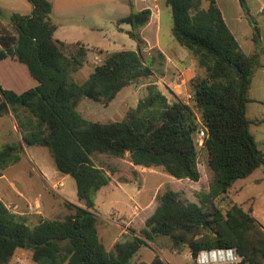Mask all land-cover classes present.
Wrapping results in <instances>:
<instances>
[{
  "label": "trees",
  "instance_id": "trees-1",
  "mask_svg": "<svg viewBox=\"0 0 264 264\" xmlns=\"http://www.w3.org/2000/svg\"><path fill=\"white\" fill-rule=\"evenodd\" d=\"M28 1L31 14L10 13L0 6V18L12 27V31L0 29V64L6 60L23 64L36 82L21 93L0 83V117L12 113L22 135V141L0 148V177L22 160L24 145L45 148L56 171L75 180L81 205L66 200L64 217L30 224L0 200V264H10L18 250L30 251L37 264H169L159 255L150 263H133L139 251L151 244L177 252L187 247L195 264L203 252L226 249L243 257L234 264H264V225L238 203L230 201L226 209L218 204V199L229 198L237 180L264 167V151L247 116L259 54L243 51L216 0H208L206 8L203 0H166L172 34L197 63L196 76L189 82L191 102L172 92L170 101L157 84L150 83L147 96L136 107L123 119L107 123L86 120L78 104L89 98L109 105L124 88L154 76L141 35L151 10L132 11L118 21L120 30L121 24L130 25L126 32L136 42V50L106 54L89 78L78 84L72 74L87 62L89 49L81 42L55 39L50 0ZM240 3L258 43L260 27L246 0ZM69 46L73 49L66 53ZM158 57L163 55L158 52ZM202 127L207 131L203 149L212 173L209 190L196 193L198 202H193L172 187L163 188L145 226L131 229L108 251L98 234L95 197L111 178L92 156L124 158L129 153L134 165L162 168L175 179L199 182L197 135Z\"/></svg>",
  "mask_w": 264,
  "mask_h": 264
},
{
  "label": "rangeland",
  "instance_id": "rangeland-1",
  "mask_svg": "<svg viewBox=\"0 0 264 264\" xmlns=\"http://www.w3.org/2000/svg\"><path fill=\"white\" fill-rule=\"evenodd\" d=\"M50 1L53 4L52 18L59 25V29L55 34L56 38L67 44L81 42L89 49L87 62L79 71L72 74V79L78 84L84 83L94 71V66L97 65L95 64V58H99L101 61L97 62L101 64L107 53L136 50V42L126 32V30L131 28L130 25L121 24L120 27L123 30H120L118 25L120 19L129 16L132 11H136L133 6V0ZM0 6L10 13L31 14L32 11L28 0H0ZM2 28L12 31L9 20L0 18V29ZM162 36H165V31ZM71 49H73L72 46L64 48L66 53H69ZM102 51L104 52L101 53ZM152 54L158 55L156 51H152ZM149 56L151 55L146 53L145 57L148 64H152L153 61ZM159 79L157 76H152L149 79L133 84V86L124 88L109 105L95 102L89 98H83L79 102L77 109L88 121L107 123L121 120L129 108L136 107L138 102L147 96V85L158 82ZM0 83L4 88L12 89L18 93L26 91L36 84L25 65L11 60L3 61L0 64ZM157 85L164 93L170 96V101H173V95L170 93L168 85L163 83ZM20 141H22V135L13 114L9 113L1 116L0 148L7 143ZM257 144L264 151L263 144L260 142H257ZM92 158L95 164L103 167L109 174H113L117 168L124 170L126 175L129 173L126 171L127 160H129L127 155L124 158H116L105 154H94ZM199 168L201 172L199 182L191 180L180 181L165 173V176L160 178V181L166 183L163 188L172 187L185 200L198 202L196 193L208 191L212 179V173L208 166V154L204 149L199 150ZM7 170L6 174L11 179L17 180L19 190H22L29 200L34 201L33 205L36 203L35 208H37L38 204L43 208L45 207V213L49 219L62 218L68 212L64 206V201L56 197L54 190L38 175L42 171L51 175V172L55 170L53 160L47 149L24 145L22 160L17 164L11 165ZM167 176L171 177L172 181ZM58 179L63 180L65 183L64 187L58 189V192H62L70 201L78 202L75 180L71 177L63 179V176L60 175ZM2 184H5V180H0V197L11 207V210L16 209L14 205L8 202L10 198L4 197L6 195L4 188H1ZM51 184H53L52 186L56 184L54 178H52ZM54 188L57 189L58 187L54 186ZM149 188L150 185L148 186V191ZM138 190L139 187L136 183L126 188L122 187L115 190L116 197L127 203L128 214L132 213L134 206H137L140 212L145 208L147 212H150L157 205V198L154 194L148 198L146 204H142L149 192L146 190L139 195L137 194ZM229 196L234 202L242 204L245 209H249L252 205L255 212L254 215L264 223V167L257 169L247 178L237 180L231 188ZM100 197L98 195L99 199ZM230 198L226 200L220 198L218 199V204L223 209H226L228 202L232 201ZM111 203V200L106 201L105 214L113 211V209H119V207L112 206ZM25 217L28 221L32 219L30 215ZM126 217L128 216L123 213L118 219L119 221H124ZM37 222L35 220L31 221L32 224ZM157 255L171 264H195L189 248L185 247L181 252H174L163 248L159 244L144 246L133 259V263H150ZM13 259L16 261V258ZM22 259L23 262L19 261L18 264H37L32 260L29 252L26 255H22Z\"/></svg>",
  "mask_w": 264,
  "mask_h": 264
},
{
  "label": "crops",
  "instance_id": "crops-1",
  "mask_svg": "<svg viewBox=\"0 0 264 264\" xmlns=\"http://www.w3.org/2000/svg\"><path fill=\"white\" fill-rule=\"evenodd\" d=\"M216 2L219 6L224 20L226 21L229 29L239 42L243 51L247 55H252L255 53L259 54V64L255 69L249 89V98L251 101L249 102L247 107V116L252 121L250 130L254 135L256 142H260L264 146V14L261 13V8L264 5V0H246L247 5L250 9V14L257 22L261 30V39L258 43L254 41L253 25L250 23L240 3V0H216ZM133 6L136 11H141L143 9L148 8L152 12L151 20L149 24L141 30V35L147 42V48L145 49V52H148L149 55H151L149 57L153 61V67L155 69L154 76L160 78L158 82H155V84L163 83L168 85L170 92L176 94L186 103H190L191 100L187 101L186 95L188 93H191L189 89V82L196 76L197 63L193 58L191 52L185 47L181 46L175 40L172 34V13L171 9L166 5V0H133ZM203 7H208V0H203ZM30 9L33 10L32 5L30 6ZM56 25L57 32L59 29V25ZM164 31L165 36L163 37L162 35ZM55 39H57L56 36ZM152 51H156L157 54L158 52H160L163 55V58H159L158 55L155 56L154 54H152ZM97 61L101 60L99 58H95V64L98 65L100 62L98 63ZM179 72H184L187 83L180 92H174L172 90V86L175 77ZM159 89L161 90V88ZM167 97L169 98V100L171 99L169 95H167ZM127 157H129V153L127 154ZM127 162L128 165L126 171L129 172L128 175H126L124 173L125 171L121 168H117L113 174L108 173L111 178L109 184L103 187L95 197V206L99 215V222L97 225L98 234L101 242L105 245L108 251H113L115 245L121 240H123L124 236L129 235L131 229L140 231L145 226V221L147 220V218L154 213L157 207L156 205L155 208L150 212H147L146 208L140 212V209L137 206H134L132 213L128 214L127 203L122 202L119 198L116 197L115 190L117 188L122 187L126 188L131 184L136 183L139 187L137 194L140 195L143 191H148V186L150 185L148 191L149 195L145 197L146 199L142 203L146 204L148 198L152 194H154V196L157 198L158 193L166 184L160 181V178L165 176V172L162 170V168H147L143 166L134 165L130 161V158L129 160H127ZM9 168L10 167H8L7 169ZM6 170L4 172V175L0 177V180H5V184H2L3 186L1 188H4V193L6 195L4 197L10 198V201L8 202L16 207V209H13L12 211L23 216L30 215V217L32 218L29 221L30 224H32L31 221L34 220L37 222L42 218L49 219L48 215L45 213V207L43 208L38 204L37 208H35L36 203H34L33 205L34 201L29 200L26 194L22 190H19V188L17 187V180L11 179L6 174ZM55 170L51 172V175L47 174L45 171H42L41 173L37 174L46 181L47 185L50 186V188L54 190L57 195L56 197L62 199L64 202L66 200L70 201L62 192H58V189L64 187L65 183L63 180L58 179L59 175H63H61ZM68 177L70 176H63V179H67ZM167 177L171 180V177ZM52 178L55 179L56 184L54 186L58 187L57 189H55L54 186H52L53 184H51ZM230 191L228 193L229 198ZM98 195L99 197L101 195L100 199L98 198ZM0 200L3 201L1 197ZM104 200H111L112 206L119 207V209H113L112 207L113 211H110L108 214H105L104 211L106 210L107 206L106 201ZM3 202L7 205L5 201ZM70 202L81 205L79 201ZM240 205L245 209L242 204ZM8 206L9 205H7V207ZM8 208L11 210L10 206ZM245 210H251L252 215L257 218L254 215L255 212L252 205L249 207V209ZM123 213L128 217H126L124 221H119L118 218ZM261 223L264 225L263 222ZM28 252L31 256L30 251L18 250L16 252V255L14 256V258H16V261L12 259L10 264H18L19 261H21L22 263V255H26ZM166 262L171 264L169 261Z\"/></svg>",
  "mask_w": 264,
  "mask_h": 264
},
{
  "label": "built area",
  "instance_id": "built-area-1",
  "mask_svg": "<svg viewBox=\"0 0 264 264\" xmlns=\"http://www.w3.org/2000/svg\"><path fill=\"white\" fill-rule=\"evenodd\" d=\"M261 13L264 14V5L261 8ZM186 77L184 72H179L173 82L172 90L174 92H180L186 85ZM186 100L190 101L192 99V94L188 93ZM207 136V131L205 127H202L197 135V144L200 149L205 147V138ZM243 260V257L235 249L217 250V251H207L200 254L196 262L198 264H205L209 262L224 264V263H239Z\"/></svg>",
  "mask_w": 264,
  "mask_h": 264
}]
</instances>
